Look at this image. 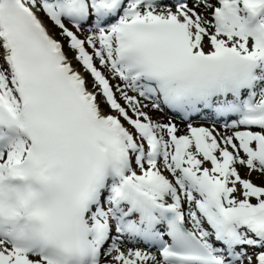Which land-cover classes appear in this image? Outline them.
Listing matches in <instances>:
<instances>
[{"label":"bare ground","instance_id":"6f19581e","mask_svg":"<svg viewBox=\"0 0 264 264\" xmlns=\"http://www.w3.org/2000/svg\"><path fill=\"white\" fill-rule=\"evenodd\" d=\"M193 1L194 2L185 3V6L182 8L185 14L190 18V21L183 20L188 30L187 52L189 55L200 61H206L216 55H223L224 58L237 61L241 63L249 73V86H254L259 79L260 73L264 69V58L259 56L257 50V44L261 38V36L259 37L257 35H262L264 33L258 32L254 26L247 29L246 22L235 16V7L239 5L243 9L245 7L252 8L264 5V0H225L221 5L218 4L216 10L213 12V15L217 13L220 15L218 20H215L213 16L209 17L208 10L205 7L208 0H202L203 2L198 3H196L197 1L195 0ZM255 2L259 3L253 5ZM41 7L39 9L43 13V17H39V13L35 11L37 17L35 23L49 42L58 60L56 64L64 68L71 82L81 86L78 90L81 97L90 107L93 115L98 118L101 125L106 129L117 131L122 136V139H124L123 145L119 147V152L123 157L121 159V168L109 174L108 183L112 187L120 183L123 184L124 198L120 197L121 201L123 204L130 206L134 214L144 219L149 225H157L159 224V217L158 208L155 205L158 204L159 206L178 209L184 215L186 223L193 224L199 228L200 224L196 225V221L198 220H196L193 215L196 212L192 211L194 208L192 207L193 202L189 195H183L181 191L184 186V183L182 184L184 180L188 184L196 182L199 195L202 196V205L208 206L211 202H214V199L222 202L224 198L225 203H228L229 201L225 196L227 187L230 183H236V180H238L236 184L248 193L243 201L253 203V200L264 197V190H260L259 188L261 193L257 191L253 194L240 183L242 180L247 181L249 179L258 187H264V136L252 134L249 130L235 133L234 128H221L217 126V122L211 125L206 124L202 128V134L208 141L212 153L207 159H204L200 151L194 147L195 145L190 138V130L187 128V124L173 119V117L165 116V112L154 105L155 101L153 99L143 94L138 96V92L135 91V86H130L132 83H141L142 81L130 76L127 67H125L122 62L123 53L116 52V49L110 51L107 48L104 49V47L101 48L102 52L100 57L104 59L102 62L103 64L98 65V58L96 59V57H91L90 60L86 58L83 64L80 63L72 58L73 47L68 44L67 36L59 32L57 23L54 22L49 15H46V11ZM225 8H227V10H225ZM51 12L56 16V9ZM140 13L146 19H151L152 15L156 17H170L175 20L180 19V14L177 15L175 12L161 14L155 8L145 12L143 6L140 8ZM44 18L45 22H42ZM260 21H262L264 25V18ZM219 27L221 28V32L218 34L217 29ZM201 28H204L205 32L201 31ZM250 34L254 35L250 36ZM1 46H4V44L2 43ZM76 51L78 50L76 49ZM81 51H86L88 53L86 48H82ZM110 60H112V63ZM84 64L89 65V69H87ZM103 66H110L111 69L106 71V74L110 76L114 74V79L120 80V92L126 91L123 96L125 97L124 99L130 98V103L139 104L143 107V112L147 111L152 115H149V117L153 119L152 124L149 122L152 119L150 120L149 118L148 121L143 120L141 122L139 116L142 114L133 113L131 116H137L136 119L134 118L135 120L129 119L126 121L125 118H121L123 110L120 109L119 104L116 102L114 96L117 97V95L115 94L114 87L109 85L111 84L109 80L103 83V85L108 86L104 88L103 91H112L110 95L106 96L107 98L110 96L109 99L111 101L106 100L101 102V100H99L100 98H97V93L99 92L95 90V87L93 88L91 86L92 78L90 77L93 74L91 67H95L97 71L101 70ZM87 71H90L91 74ZM8 76L10 75L8 74ZM100 77L105 78L103 72H101ZM179 84L180 83H176L175 88L179 86ZM261 85L264 86V81L260 83V86ZM5 86L3 81H0V96H5L4 98H0V100L8 99L12 111L14 114H17L18 107L15 100L12 98L13 92L10 91L7 93ZM164 88L168 90L166 83L164 84ZM227 89V86L219 85L213 88H204L201 91L196 90L195 93L208 94L214 101H218L224 97V94L226 95ZM180 91L186 96L193 94L192 91L186 89L184 86L180 88ZM258 103L264 104V98L259 99L256 104ZM110 107H114L115 109ZM103 108L105 110H103ZM166 124L168 126L165 130L163 128ZM189 124L191 125V123ZM171 127L174 128L173 131H170ZM134 128L139 131L142 136L141 138L145 139L147 143L157 141L161 144L159 153L155 156L157 161L156 164L150 163L151 160L148 154L143 152L141 147L139 148L137 156L138 159H140V157H142V159L137 162V165L139 164V166L142 167L130 164V153L128 148L130 141H128V138H130V136L133 137L132 131ZM182 137L186 138V140L181 143L184 149L176 150L177 139ZM134 149L137 148L134 147ZM19 151L20 146L14 153L10 154V157L12 159H18ZM165 151L168 152L166 154L168 157L163 156ZM177 153L181 154L180 158H177ZM8 155L9 154H5V157ZM220 156L221 160L219 159ZM226 157H229L228 162L225 161ZM6 160H8V158H6ZM142 160L147 161V167L143 166ZM10 161L11 160H8L6 164L0 163V174H2V176H5V166L10 163ZM160 165L161 167H159ZM178 175L180 176L179 181H177L176 177ZM256 182H262V184H256ZM194 188L196 187L194 186ZM113 191L118 192L115 188H113ZM215 191L217 192L216 196H214ZM228 198L230 201H233L237 200L238 196L237 194L234 195V192H232ZM261 203H264V201L261 200L256 207L251 204L240 205L237 210L234 209L233 211L234 219H237V221L241 219H245V221L246 219L259 220L264 217V212H260L259 210ZM146 228V226L143 227L144 230ZM240 228H242L241 222L238 230H240ZM20 231L21 226L17 224L14 228V232L18 233ZM123 242L131 244L130 240L127 238H123ZM0 247L5 249V244L0 243ZM4 251L5 252L0 251V264H14L15 261L9 262V257H12L10 254H7V258L3 255V253H7V249ZM262 252L261 250L259 253ZM251 253L253 252H250L249 257ZM254 259H256V261L245 258L247 261L246 264H254V262H256V264H264V255ZM103 261L107 264H161L156 251L147 250V252H144L134 247L132 244H116L110 253L105 254ZM18 263L31 264L22 259L18 260Z\"/></svg>","mask_w":264,"mask_h":264},{"label":"rangeland","instance_id":"374dc122","mask_svg":"<svg viewBox=\"0 0 264 264\" xmlns=\"http://www.w3.org/2000/svg\"><path fill=\"white\" fill-rule=\"evenodd\" d=\"M197 2L196 3H198V2H203L202 0H196ZM191 2H194L193 0H191ZM43 3V0H40V1H35V6H33V9H34V11H37L38 13H39V17H43V13L40 11V7L42 6L41 4ZM38 5V6H37ZM184 5V4H183ZM212 6H213V8H208L207 7V3L205 4V7H206V9L208 10V15H209V17H211L212 16V14H213V12H214V10H216V5L214 4V3H212L211 4ZM40 6V7H39ZM41 8H43V7H41ZM45 9V8H44ZM163 9H165V12L167 13V12H176V13H178L179 11H177V8H173V7H167V8H163ZM162 8H160L159 10H163ZM39 10V11H38ZM46 10V9H45ZM242 11H244V10H242V9H240V15H241V17H242V19H243V16H242ZM37 12H36V14H37ZM38 15V14H37ZM263 17V14H262V16H261V18ZM261 18H260V20H261ZM45 22V18L44 19H42V22ZM46 22H47V19H46ZM47 24H48V22H47ZM56 25V24H55ZM57 27H59L58 29H59V32L60 33H62V35H66L67 36V38H68V44L69 45H71L72 47H73V53H72V58L74 59V56H76V57H78V61L80 62V63H82V60H84V59H86V58H82V57H80V55H79V53L78 52H80V54H81V51H79L80 50V48H78L79 46H78V42H80L81 43V45L84 47V48H86V50L88 51V55H90V56H92V57H96V59L98 60V65H101V64H103L102 62L104 61V59H102V58H100L101 56H98V54L99 53H101L102 52V50H101V48H104L105 47V45H104V43L101 41V40H99L94 34H93V31L94 30H92V29H89V26H85V27H82V28H79V29H72V28H70L68 25H66L64 22H62L61 23V25L59 24V23H57ZM204 30V28H201V31H203ZM90 33H89V32ZM71 35V36H70ZM77 35V36H76ZM80 36V37H79ZM87 36V37H86ZM70 37V38H69ZM73 37V38H72ZM101 42V43H100ZM75 44V45H74ZM99 44H102V45H99ZM77 45V46H76ZM97 45V46H96ZM76 48H75V47ZM64 49H66V48H64ZM76 49L78 50V51H76ZM104 49H106V47L104 48ZM67 51V50H66ZM100 58V59H99ZM87 59H89V57H87ZM91 59V58H90ZM89 59V60H90ZM83 64V63H82ZM85 65V67L87 68V65L86 64H84ZM88 69V68H87ZM111 68H110V66H103V68L101 69V71L104 73V75L109 79V81L111 82V86L112 87H114V89H115V94L117 95V97L115 96V98H116V102L119 104V106H120V109L121 110H123V112H122V119H124L125 118V120L126 121H128L129 119H131V120H135L136 118H137V116H131V115H133V113H135V114H142L141 116H139L140 118V121L142 122L143 120H146V121H148L149 119L151 120L152 118L151 117H149V115L150 116H152L150 113H148L147 111H142L143 110V107H141L139 104H136V103H130L129 101H130V98H127V99H124L125 97H123L124 95H125V93H126V91L125 92H120V80L119 79H117V80H115L114 79V74L113 75H108V74H106V71H109ZM5 71V69L4 68H2V66H1V64H0V81H3V83H4V86H5V88L7 89V93H9L10 91H12L13 92V87H12V85H11V83L7 80V75H6V73L4 72ZM89 74H91L90 73V71H87ZM90 77V76H89ZM90 78H92V77H90ZM9 83V84H8ZM92 85L95 87V90H97V92H99V93H97V98L99 97L100 99L99 100H101V102L103 101H105V99H104V97H103V95L101 94V89H100V87H98V84L96 83V81L94 80V78H92ZM118 87V88H117ZM119 91V92H118ZM120 94V95H119ZM140 95V93L138 92V96ZM123 97V98H122ZM129 99V100H128ZM124 101V102H123ZM124 103V104H123ZM154 105L156 106V104L154 103ZM129 106V107H128ZM137 107V108H136ZM156 107H158V109H160V107L159 106H156ZM110 108H114V107H110ZM115 109V108H114ZM103 110H105L104 108H103ZM160 110H162V109H160ZM159 110V111H160ZM134 111V112H133ZM138 111V112H137ZM130 113V114H129ZM144 114V115H143ZM164 115L165 116H168V117H170L168 114H166V113H164ZM135 118V119H134ZM149 118V119H148ZM151 124L153 123V119L151 120V121H149ZM134 125V124H133ZM167 124L165 125V127L163 128V129H165L166 130V128H167ZM193 126V125H192ZM135 127V126H134ZM194 127V126H193ZM156 133V132H155ZM235 133H236V131H235ZM132 134H133V136H134V140L136 139V138H138L137 139V141L139 142V141H141L142 140V138H141V135H140V133H139V131L136 129V128H134V130L132 131ZM263 134V130H256V132H255V135H262ZM142 146H143V148H144V150L146 149V142H144V141H142ZM131 157V156H130ZM219 159L221 160V156L219 157ZM129 161H131V159L129 158ZM3 162V161H2ZM142 163H143V166L144 167H147L148 166V164H147V162H145V160L143 161L142 160ZM132 165L133 166H138V167H142V166H139V164L137 165V162L136 161H134L133 163H132ZM159 167H161V165L159 166ZM177 177V181H179V179H180V176L178 175V176H176ZM198 179V178H197ZM197 181V180H196ZM243 181V183H245L248 187H250L251 189H253V188H256V189H259L260 188V190L262 189V190H264V187H258L257 185H255L254 183H252L251 182V180H247V181H245V180H242ZM236 183L238 182V180H236L235 181ZM236 183H230V185L227 187V192L225 193V196H226V199H228V203H229V209H235V210H237L238 209V207L240 206V205H242V204H246V205H248V204H251L252 206H254V207H256V205H257V203H258V201H257V199H255V200H253L252 202L253 203H250L249 201L248 202H245V201H243L245 198H246V195L248 194L245 190H242V188L239 186V185H237ZM256 184H262V182H256ZM187 185H189L188 183H187ZM186 183L184 184V186L182 187V192H183V195L185 194H187V195H191L193 198H196V199H198V196H195L196 194L194 193L193 194V192H194V186L196 187V188H198V185H196V182H191V186H192V190L191 191H189L188 189H186ZM194 185V186H193ZM247 186H244V188L245 187H247ZM246 189V188H245ZM237 191V192H236ZM173 192V191H172ZM232 192H234V195L235 194H237V196H238V198H237V200H233V201H230L229 200V196L232 194ZM227 194V195H226ZM239 194V195H238ZM206 195V194H205ZM229 195V196H228ZM241 196V197H240ZM205 197V196H204ZM264 198V197H263ZM264 201V200H263ZM197 203H199L198 201H195L194 203H193V205L195 206ZM233 204V205H232ZM236 206H237V208H236ZM189 214H191V213H189ZM194 215V217H195V214H193ZM197 215V214H196ZM240 222L242 223V221L240 220V221H237V220H235V224H238V225H240ZM0 243H4L5 244V249L3 248V247H0V251H3V252H5L4 250H6L7 249V253H3V255L4 256H6V258H7V254H10L12 257H9V262H12V261H16V258H14V254L11 252V250H10V246L8 245L7 246V244L4 242V241H0ZM125 245H128V244H125ZM137 248V247H136ZM4 249V250H3ZM144 252H145V249H142ZM111 251H107L106 253H110ZM147 252V251H146ZM106 253H104L103 254V257H102V259L99 261V263L100 264H107L105 261H103V259H104V257H105V254ZM252 254V253H251ZM250 255V254H249ZM262 255H264V250H263V252L261 253V254H257L256 256H253V255H251L250 257L248 256L247 258L248 259H252V260H254V261H256V259H254V258H257L258 256H262ZM21 258H23V257H21ZM26 260L28 259V257H26L25 258ZM23 260V259H22ZM25 261V260H24ZM247 263V261L244 259V260H242V261H240L239 263H237V264H246ZM15 264V263H14ZM253 264V263H252ZM254 264H256V262H254Z\"/></svg>","mask_w":264,"mask_h":264}]
</instances>
